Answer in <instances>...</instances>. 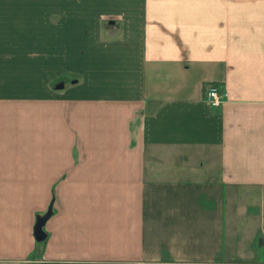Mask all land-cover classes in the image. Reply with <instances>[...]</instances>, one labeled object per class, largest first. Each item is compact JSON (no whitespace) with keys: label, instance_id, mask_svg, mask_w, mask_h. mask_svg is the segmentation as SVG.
Here are the masks:
<instances>
[{"label":"crops","instance_id":"0c3cea01","mask_svg":"<svg viewBox=\"0 0 264 264\" xmlns=\"http://www.w3.org/2000/svg\"><path fill=\"white\" fill-rule=\"evenodd\" d=\"M0 264H264V0H0Z\"/></svg>","mask_w":264,"mask_h":264},{"label":"built area","instance_id":"2783aa9c","mask_svg":"<svg viewBox=\"0 0 264 264\" xmlns=\"http://www.w3.org/2000/svg\"><path fill=\"white\" fill-rule=\"evenodd\" d=\"M227 96L228 93L226 91L220 92L218 86H210L207 91V101L213 107H219L222 105Z\"/></svg>","mask_w":264,"mask_h":264},{"label":"water","instance_id":"95a60500","mask_svg":"<svg viewBox=\"0 0 264 264\" xmlns=\"http://www.w3.org/2000/svg\"><path fill=\"white\" fill-rule=\"evenodd\" d=\"M52 214V207L42 216H39L34 228V234L38 241H44L47 237V232L44 229L46 221Z\"/></svg>","mask_w":264,"mask_h":264}]
</instances>
